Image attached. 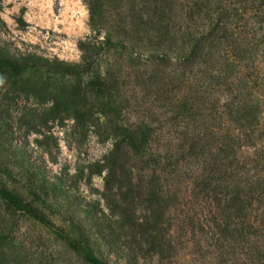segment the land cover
<instances>
[{
    "label": "rangeland",
    "instance_id": "1",
    "mask_svg": "<svg viewBox=\"0 0 264 264\" xmlns=\"http://www.w3.org/2000/svg\"><path fill=\"white\" fill-rule=\"evenodd\" d=\"M0 55L1 188L109 264H264V0H0ZM55 230L0 197V264H90Z\"/></svg>",
    "mask_w": 264,
    "mask_h": 264
},
{
    "label": "trees",
    "instance_id": "2",
    "mask_svg": "<svg viewBox=\"0 0 264 264\" xmlns=\"http://www.w3.org/2000/svg\"><path fill=\"white\" fill-rule=\"evenodd\" d=\"M21 23L26 24L23 20L21 21ZM108 41L110 43V40ZM25 61H27V58L22 60L21 58H16V57L11 58L8 56L0 55V71H5L6 73L11 74V75L24 74L28 70V66L25 64ZM58 63L62 67L68 69L69 71L68 73L70 74L74 73L73 71L74 69L72 65H69L65 62H58ZM85 66H86V58H84V63H83V67ZM79 67L80 65H76V68H79ZM130 141L134 142L133 139H131ZM0 197L3 198L5 201H7L11 206L17 208L18 210H21L23 212H26L32 215L33 217H35L42 223L49 225L51 228L55 230V228L51 224L46 222L43 217H41L38 214H35L32 208L30 207V205L26 204L25 201H23L16 195L12 194L8 190L0 187ZM55 231L63 240H65L71 247H73L75 251L81 253L85 257V259L88 261V263L90 264H109L103 261L102 259H100L97 255L93 253L92 250L85 247L80 241L72 238L70 235H68L64 231H60V230H55Z\"/></svg>",
    "mask_w": 264,
    "mask_h": 264
}]
</instances>
